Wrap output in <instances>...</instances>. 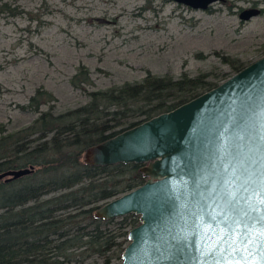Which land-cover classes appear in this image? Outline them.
Returning a JSON list of instances; mask_svg holds the SVG:
<instances>
[{
	"label": "water",
	"instance_id": "obj_1",
	"mask_svg": "<svg viewBox=\"0 0 264 264\" xmlns=\"http://www.w3.org/2000/svg\"><path fill=\"white\" fill-rule=\"evenodd\" d=\"M173 1L206 10L224 0ZM260 12L250 7L239 18ZM83 160L142 166L141 186L94 213L104 221L138 217L119 264H264V57L174 110L88 148ZM33 172L1 173L0 184Z\"/></svg>",
	"mask_w": 264,
	"mask_h": 264
},
{
	"label": "rangeland",
	"instance_id": "obj_2",
	"mask_svg": "<svg viewBox=\"0 0 264 264\" xmlns=\"http://www.w3.org/2000/svg\"><path fill=\"white\" fill-rule=\"evenodd\" d=\"M250 7L260 14L240 20ZM222 57L243 68L264 57V0H224L206 10L173 0H0V125L7 132L30 125L37 115L21 107L40 88L62 113L85 105L90 92L147 73L220 84L236 74ZM80 67L90 78L84 91L71 84Z\"/></svg>",
	"mask_w": 264,
	"mask_h": 264
},
{
	"label": "trees",
	"instance_id": "obj_3",
	"mask_svg": "<svg viewBox=\"0 0 264 264\" xmlns=\"http://www.w3.org/2000/svg\"><path fill=\"white\" fill-rule=\"evenodd\" d=\"M222 60L236 73L243 69L238 61ZM71 84L82 91L90 84L84 67ZM217 85L205 76L147 73L140 82L90 92L85 105L62 113H54L51 93L37 89L21 107L37 115L30 125L14 132L0 125V174L34 168L0 184V264H119L128 228L137 226L138 217H124L112 228L114 220L97 219L94 213L141 186L146 180L142 166H89L83 154ZM44 105L48 108L41 110ZM126 121L131 122L115 130Z\"/></svg>",
	"mask_w": 264,
	"mask_h": 264
},
{
	"label": "snow or ice",
	"instance_id": "obj_4",
	"mask_svg": "<svg viewBox=\"0 0 264 264\" xmlns=\"http://www.w3.org/2000/svg\"><path fill=\"white\" fill-rule=\"evenodd\" d=\"M223 239H224V237L221 236V240H223ZM246 240H247V238H246ZM259 245L261 247H264V227H261L259 229ZM261 261L264 262V252L261 253ZM215 264H220V262L216 261Z\"/></svg>",
	"mask_w": 264,
	"mask_h": 264
}]
</instances>
